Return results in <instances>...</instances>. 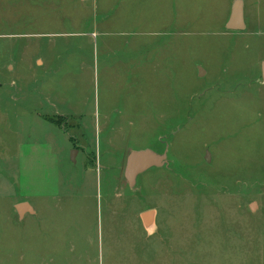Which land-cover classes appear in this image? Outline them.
Returning <instances> with one entry per match:
<instances>
[{
  "label": "rangeland",
  "instance_id": "obj_1",
  "mask_svg": "<svg viewBox=\"0 0 264 264\" xmlns=\"http://www.w3.org/2000/svg\"><path fill=\"white\" fill-rule=\"evenodd\" d=\"M234 1L0 0V264H264V0L240 32Z\"/></svg>",
  "mask_w": 264,
  "mask_h": 264
},
{
  "label": "water",
  "instance_id": "obj_2",
  "mask_svg": "<svg viewBox=\"0 0 264 264\" xmlns=\"http://www.w3.org/2000/svg\"><path fill=\"white\" fill-rule=\"evenodd\" d=\"M243 20V1L235 0L232 4L231 13L226 24V29L229 31H242L244 29ZM261 78L264 81V61L261 63ZM76 154V153H75ZM75 155L71 156V161L75 162ZM206 161H209V153H206ZM168 161L166 152L157 153L151 149H144L139 151H132L126 157L124 168V178L130 187L136 183L137 177L148 171L151 168L167 166ZM26 207L25 203H19L16 206L19 217L23 215V208ZM254 210V203L250 206Z\"/></svg>",
  "mask_w": 264,
  "mask_h": 264
},
{
  "label": "crops",
  "instance_id": "obj_3",
  "mask_svg": "<svg viewBox=\"0 0 264 264\" xmlns=\"http://www.w3.org/2000/svg\"><path fill=\"white\" fill-rule=\"evenodd\" d=\"M125 163H126V160H125ZM124 168H125V166H124ZM90 170H92V169H90ZM97 173H100V172L97 171ZM123 178H124V169H123ZM124 180H125V178H124ZM21 203H25L26 207L23 208V215L20 217V219L24 218L27 214H31V215L34 214L33 209L31 208V206L27 202H21ZM18 204H16L14 206V209H15L16 213H17L16 206ZM139 219H140L141 226L144 228L145 231L148 232L149 228L154 230L155 224H156L155 223V219H156L155 211H152V210L143 211V212L139 213Z\"/></svg>",
  "mask_w": 264,
  "mask_h": 264
},
{
  "label": "flooded vegetation",
  "instance_id": "obj_4",
  "mask_svg": "<svg viewBox=\"0 0 264 264\" xmlns=\"http://www.w3.org/2000/svg\"><path fill=\"white\" fill-rule=\"evenodd\" d=\"M229 31V30H228ZM231 32H238V31H231ZM240 32V31H239Z\"/></svg>",
  "mask_w": 264,
  "mask_h": 264
}]
</instances>
